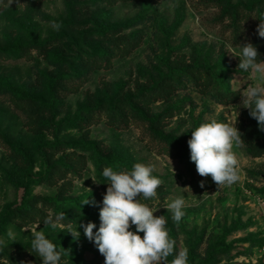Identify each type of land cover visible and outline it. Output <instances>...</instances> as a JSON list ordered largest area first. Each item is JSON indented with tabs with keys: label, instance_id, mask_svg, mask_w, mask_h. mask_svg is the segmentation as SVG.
<instances>
[{
	"label": "rangeland",
	"instance_id": "obj_1",
	"mask_svg": "<svg viewBox=\"0 0 264 264\" xmlns=\"http://www.w3.org/2000/svg\"><path fill=\"white\" fill-rule=\"evenodd\" d=\"M20 3L0 0V264H43L26 229L37 223L68 250L61 264H104L79 225L100 226L103 169L135 163L162 180L155 198L140 200L165 216L187 264H264V131L241 96L258 81L226 51L251 42L264 61L256 32L264 0ZM237 111L240 179L218 188L198 175L187 141ZM181 196L177 224L164 207ZM86 198L96 205H82ZM46 199L74 201L60 205L63 228L44 226L61 213ZM76 228L78 240L67 232Z\"/></svg>",
	"mask_w": 264,
	"mask_h": 264
},
{
	"label": "clouds",
	"instance_id": "obj_2",
	"mask_svg": "<svg viewBox=\"0 0 264 264\" xmlns=\"http://www.w3.org/2000/svg\"><path fill=\"white\" fill-rule=\"evenodd\" d=\"M13 3L17 7L21 4L20 0H7L4 7L9 8ZM259 20L261 22L256 32L259 37L264 38V17ZM52 26L56 30L61 27L55 22ZM226 51L239 58L237 68L251 73L258 81L243 89L242 107L249 110L250 117L264 131V61L258 62L257 47L251 42L239 45L238 52L231 47L226 48ZM238 116L237 111L227 122L212 119L202 123L191 131V138L187 141L190 161L195 164L198 175L204 178L210 176L218 188L231 185L240 179L239 160L233 151L234 147H240L244 143L242 133L236 127ZM153 172L152 165L143 163H135L130 171H114L112 167L103 169L102 175L109 186L99 210L100 226L95 232L96 225L93 222L81 224L79 227L83 228L85 237L94 242L104 257V264H169V256H173L170 264H187L188 250L185 248L175 252L176 241L169 236L165 216H155L158 208L154 209L140 200L141 196L145 200L157 196L162 180L153 175ZM200 187H204L203 181L200 182ZM88 204L95 206L96 202L88 198L82 201V205ZM184 206L185 200L181 196L167 203L164 208L173 214L172 219L178 224L185 215ZM65 217L64 212L57 214L55 219L48 215L43 224L53 230L63 228L61 221ZM39 225L37 223L26 228L31 230L33 251L39 255L43 264H61L63 252L68 250H59L55 243L46 238L43 229L37 230ZM133 226L135 231L130 230ZM67 232L71 233L74 240L79 239L80 232L77 228ZM139 233H143V237ZM7 235L15 240L11 230ZM2 246H5V241L0 238V247Z\"/></svg>",
	"mask_w": 264,
	"mask_h": 264
},
{
	"label": "trees",
	"instance_id": "obj_3",
	"mask_svg": "<svg viewBox=\"0 0 264 264\" xmlns=\"http://www.w3.org/2000/svg\"><path fill=\"white\" fill-rule=\"evenodd\" d=\"M24 46H21V47H19V48H17V46H14V47H12L14 50L15 49H22ZM196 67L198 68V67H201V66H199L198 64L196 65ZM156 132H160V131H157L156 130ZM159 134H161V133H159ZM48 202H51L52 204H54V206L57 208V210L58 211H60V212H62V210L60 209V205L63 203L64 205H66V207L68 208V209H70V206H72V205H74V201H71V200H69V201H63V202H60L58 199H46Z\"/></svg>",
	"mask_w": 264,
	"mask_h": 264
},
{
	"label": "built area",
	"instance_id": "obj_4",
	"mask_svg": "<svg viewBox=\"0 0 264 264\" xmlns=\"http://www.w3.org/2000/svg\"><path fill=\"white\" fill-rule=\"evenodd\" d=\"M263 250H264V247H263Z\"/></svg>",
	"mask_w": 264,
	"mask_h": 264
}]
</instances>
